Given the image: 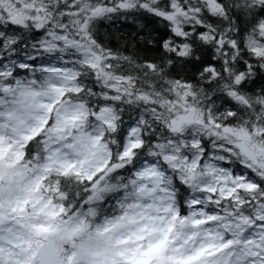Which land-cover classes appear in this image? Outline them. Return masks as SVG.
Listing matches in <instances>:
<instances>
[{
    "label": "snow or ice",
    "instance_id": "6c2138e0",
    "mask_svg": "<svg viewBox=\"0 0 264 264\" xmlns=\"http://www.w3.org/2000/svg\"><path fill=\"white\" fill-rule=\"evenodd\" d=\"M0 264H264V0H0Z\"/></svg>",
    "mask_w": 264,
    "mask_h": 264
}]
</instances>
